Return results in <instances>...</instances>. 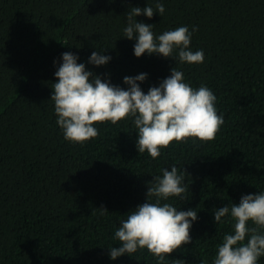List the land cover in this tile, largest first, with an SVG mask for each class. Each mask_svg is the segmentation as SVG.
Instances as JSON below:
<instances>
[{"label":"trees","instance_id":"16d2710c","mask_svg":"<svg viewBox=\"0 0 264 264\" xmlns=\"http://www.w3.org/2000/svg\"><path fill=\"white\" fill-rule=\"evenodd\" d=\"M146 2L0 0V264H157L146 249L115 260L108 252L119 247L113 233L120 219L145 200L152 176L174 163L188 191L169 202L196 208L198 218L190 242L164 264H212L232 223L215 224L213 209L264 190V0H162V17H136L154 24L155 34L196 26L190 46L204 50L201 64L133 55L135 41L121 37L125 14ZM94 50L111 59L89 64ZM65 51L121 87L125 75L147 73L139 82L145 92L177 67L193 87L213 90L224 123L215 139L170 142L156 159L138 153L130 119L96 122V138L71 143L51 99Z\"/></svg>","mask_w":264,"mask_h":264},{"label":"clouds","instance_id":"9594fccd","mask_svg":"<svg viewBox=\"0 0 264 264\" xmlns=\"http://www.w3.org/2000/svg\"><path fill=\"white\" fill-rule=\"evenodd\" d=\"M153 3L155 7L147 0L143 8L134 6L125 14L121 37L135 41L133 55L159 54L180 63H203L204 50H193L190 46L196 26L190 30L187 25H180L155 34L154 24L137 21L140 14L148 18L154 12L163 16L162 0H153ZM110 59L109 55L94 50L87 62L100 66ZM77 61V54L61 53L51 93L55 122L64 139L71 143L84 144L96 138L99 135L96 122L115 124L130 119L138 153L146 151L156 159L170 142H185L189 138L193 143L215 139L224 123L213 90L204 84L193 87L177 67H172L170 75L145 92L139 82L146 79L147 73L125 75L122 82L127 87H121L93 75L84 62ZM160 172L161 175L152 176L145 200L130 210L126 218L120 219L113 233V240L119 242V247H109L110 259L146 249L157 264H164L166 254L190 242L189 230L198 218L197 209L178 210L169 202L170 198H187L184 195L188 191L185 171L174 163L170 169L161 168ZM101 211L107 210L101 208ZM213 219L215 224L232 223L231 231L225 232L222 242L216 246L212 264H258L264 256V190L242 194L238 203L214 208ZM198 264H208V260L200 258Z\"/></svg>","mask_w":264,"mask_h":264}]
</instances>
